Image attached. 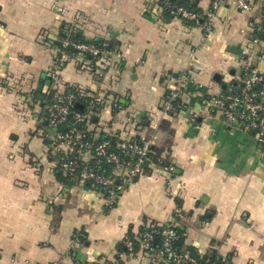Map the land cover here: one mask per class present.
<instances>
[{"label":"crops","instance_id":"1","mask_svg":"<svg viewBox=\"0 0 264 264\" xmlns=\"http://www.w3.org/2000/svg\"><path fill=\"white\" fill-rule=\"evenodd\" d=\"M213 1L196 0L204 20L189 25L164 17L160 0H0V264H147L118 244L129 231L137 235L175 215L186 244L202 253L264 264V146L205 101L231 91L245 64L264 76V40L253 41L264 13L222 0L207 27ZM63 23L116 51L95 59L92 71L79 66L81 57L60 68L66 92L110 100L97 109L92 135L131 131L151 139L174 166L169 174L152 163L111 206L96 186L61 180L47 150L41 100L54 86L57 59L48 35ZM192 60L203 70L184 84L186 111L165 113L169 74L183 73Z\"/></svg>","mask_w":264,"mask_h":264},{"label":"built area","instance_id":"2","mask_svg":"<svg viewBox=\"0 0 264 264\" xmlns=\"http://www.w3.org/2000/svg\"><path fill=\"white\" fill-rule=\"evenodd\" d=\"M221 3L222 0L213 1L211 10L206 13L207 27L210 26L213 10ZM236 3L242 11L254 12L259 6L264 13V0L258 2L236 0ZM166 5L170 6V3ZM177 13L186 20L197 21L200 17L196 12L183 6L177 8ZM257 29L264 34V27L259 25ZM262 40L259 36H254L253 39L255 43H260ZM69 45H72L73 54L67 50ZM54 51L58 58L52 72L54 86L49 92L50 99L46 105L45 118L48 131L46 137L50 140L47 150L53 165L55 164L65 176L77 177L81 182L90 183L99 188L108 206L115 204L120 194L129 185L147 174L148 167L153 161L155 164H161V167L169 174L172 173L174 166L165 163L151 139L142 138L128 130L123 134H108L111 137L98 141L90 139L88 129L92 117L100 106L110 100L104 93H93L83 89L66 92V88H62L60 68L66 61L81 57L78 61L79 66L92 71L97 68L95 59L99 63L104 62L107 57H113L116 51L89 42H79L69 32L63 39L62 45L54 43ZM202 70V65L197 60H192L183 73L169 74L173 84L167 91L162 104L165 113L186 111L182 99L184 84L187 80H191L194 72ZM261 81L262 77L257 69L245 64L242 76L231 86L230 93L212 96L205 101L222 113L226 124L236 125L247 133H252L256 141L264 146V91H257L254 88ZM76 102L84 104L83 111L74 108ZM105 164L111 167L109 171L105 169ZM163 225L150 223L144 226L148 228V231L137 234L139 247L134 249L133 243L126 240V253L128 255L141 253L147 259V264H198L188 253L178 254L171 250V240L179 237L175 229L171 227H165L161 232L162 248L152 247L154 233H157L156 227ZM118 263L117 259L99 262V264ZM51 264H60V262L54 261Z\"/></svg>","mask_w":264,"mask_h":264},{"label":"trees","instance_id":"3","mask_svg":"<svg viewBox=\"0 0 264 264\" xmlns=\"http://www.w3.org/2000/svg\"><path fill=\"white\" fill-rule=\"evenodd\" d=\"M168 2L170 3V6L166 5ZM179 6L186 7L188 9L196 12L198 15H200V17L197 21L184 19V21L187 24H189V25L198 24L197 22L200 23L204 20V17L202 15L203 11L199 7L196 0H160V7L163 10L164 17H166L167 19H171L173 17L179 16L177 13V8ZM260 26L264 27V22H262V24H260ZM68 29H69V24L63 23L60 26V30L57 33L49 32L48 38L53 40L55 44L62 45L63 39L67 37L66 32L68 31ZM72 34H73V38H75L79 42H89V43H93L97 46H105L107 49H111L113 47L112 44L106 45L104 43L105 41L103 39L96 38V37L89 39L87 37H84V36H82L80 31H73ZM254 35L259 36L260 38H262L264 40V34H262L261 31H259L257 29V27H255ZM67 50L70 52L74 51L73 49H70V48H67ZM260 76L262 77V81L259 84H257L254 88L257 91H264L263 90L264 89V76L263 75H260ZM230 92L231 91L225 90L220 95L228 94ZM42 95H44V97H43L44 99L41 98L42 99L41 103L45 107L47 105L48 100L50 99V94L48 92V93L42 94ZM35 98H36V100H38L37 96H35ZM74 108L79 110L78 108L75 107V105H74ZM46 114L47 113L45 112V118H46ZM95 118H96V116L94 115L91 119L90 125H93L95 123ZM45 132L47 133L48 131L45 130ZM92 134L93 133L88 129V136L90 139L92 138V139H95L96 141H98L100 139L111 137L110 135L105 134V133H101L100 137L93 136ZM46 141H47V143H49L50 140L46 139ZM155 149H156V147H155ZM154 162L155 161H153L152 165L155 164ZM156 165H157V163H156ZM110 168L111 167L108 164H105V169L107 171H109ZM148 169H151V166H149ZM57 173H58V177L61 180L66 179L67 176H64V174L61 171H59ZM179 220H180L179 216L175 215L174 219L169 221L167 224H164L163 226L156 227L157 233H154V239L151 242L153 248H155V249L162 248L163 236H162L161 232H162L163 228L171 227V228L175 229V231L179 235V237L171 240V242H170L171 250L176 251L178 254L188 253L192 258H194L196 260V262L198 264H230L231 261H230L229 257H226V256L219 254L216 250H212L210 252L202 253L199 250V248L196 247L195 245L186 244L185 229H184L182 223L179 222ZM144 231H148V228L142 227L140 230V233H143ZM84 239L85 238L82 236V240H84ZM126 240L131 241L133 243L134 249H137L139 247L140 242L137 238V235L135 233H133L131 230L128 232L127 238H125L123 241H121L118 244V250L120 252H125V253L127 252ZM92 264H99V263H92Z\"/></svg>","mask_w":264,"mask_h":264},{"label":"water","instance_id":"4","mask_svg":"<svg viewBox=\"0 0 264 264\" xmlns=\"http://www.w3.org/2000/svg\"><path fill=\"white\" fill-rule=\"evenodd\" d=\"M68 48L72 49V45H69ZM42 78H47L48 84L51 83L52 77L50 75H47V73H42ZM75 107L78 108L79 110L83 111L84 110V104L81 102H76ZM143 115V113H142ZM96 120V119H95ZM45 124H47V121H44ZM54 130H57V128H54ZM119 182V180H117Z\"/></svg>","mask_w":264,"mask_h":264},{"label":"rangeland","instance_id":"5","mask_svg":"<svg viewBox=\"0 0 264 264\" xmlns=\"http://www.w3.org/2000/svg\"><path fill=\"white\" fill-rule=\"evenodd\" d=\"M75 27H76V25L75 24H70L69 25V29H68V31L66 32V35L68 34V32L70 33V34H72V31L75 29ZM52 47V51H54V46H51ZM54 54L56 55V58H58V55L56 54V52L54 51ZM90 71V70H89ZM45 112H46V109H45Z\"/></svg>","mask_w":264,"mask_h":264}]
</instances>
